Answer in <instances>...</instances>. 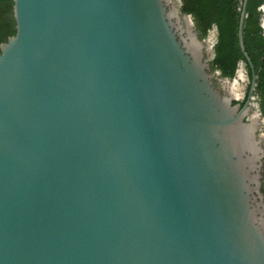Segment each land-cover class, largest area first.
Masks as SVG:
<instances>
[{
  "label": "water",
  "instance_id": "water-1",
  "mask_svg": "<svg viewBox=\"0 0 264 264\" xmlns=\"http://www.w3.org/2000/svg\"><path fill=\"white\" fill-rule=\"evenodd\" d=\"M169 5L14 0L0 264H264L256 77L234 103Z\"/></svg>",
  "mask_w": 264,
  "mask_h": 264
},
{
  "label": "trees",
  "instance_id": "trees-1",
  "mask_svg": "<svg viewBox=\"0 0 264 264\" xmlns=\"http://www.w3.org/2000/svg\"><path fill=\"white\" fill-rule=\"evenodd\" d=\"M244 3L245 0H182V12L194 18L200 38H205L214 26L217 27L218 40L211 69L220 71L222 78L233 79L240 62H244L251 85L242 105L256 77L253 93L260 100L264 116V27L261 23L264 0H247L242 46L240 23ZM13 6L14 0H0V45L17 32Z\"/></svg>",
  "mask_w": 264,
  "mask_h": 264
},
{
  "label": "rangeland",
  "instance_id": "rangeland-1",
  "mask_svg": "<svg viewBox=\"0 0 264 264\" xmlns=\"http://www.w3.org/2000/svg\"><path fill=\"white\" fill-rule=\"evenodd\" d=\"M170 3V9L172 11H176V16L180 20L179 22L182 24L183 28L188 29L189 24L188 21L192 22V28L195 26L194 18L191 15L183 14L182 12V0H168ZM262 19L261 23L264 25V5L262 6ZM203 41L204 51L206 54V58L208 63L210 64L215 56V44L218 40V29L214 26L208 35L205 38H200ZM211 67V66H210ZM238 72L233 79L230 78H221L220 71H213L212 75L215 84L218 88L224 93L229 95L232 94L235 97V101H243L246 93L251 85V78L246 69V64L244 62H240L238 67ZM251 110L248 115V120H252L254 116H257V119L260 121V130L259 136L264 138V116L260 109V100L256 94L253 93V98L251 99L250 104ZM264 144V140H263ZM264 169V168H263ZM264 185V180H263Z\"/></svg>",
  "mask_w": 264,
  "mask_h": 264
},
{
  "label": "bare ground",
  "instance_id": "bare-ground-1",
  "mask_svg": "<svg viewBox=\"0 0 264 264\" xmlns=\"http://www.w3.org/2000/svg\"><path fill=\"white\" fill-rule=\"evenodd\" d=\"M189 24V28H192V22L188 21ZM251 122L253 123V125H256L257 128H260V121L257 119V116H254L253 119L251 120ZM264 138L260 137V141L263 143Z\"/></svg>",
  "mask_w": 264,
  "mask_h": 264
}]
</instances>
